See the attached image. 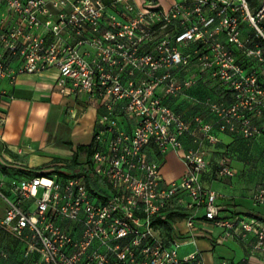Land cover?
<instances>
[{
  "label": "built area",
  "instance_id": "obj_1",
  "mask_svg": "<svg viewBox=\"0 0 264 264\" xmlns=\"http://www.w3.org/2000/svg\"><path fill=\"white\" fill-rule=\"evenodd\" d=\"M49 70L55 92L101 109L94 190L83 171L0 179V233L17 249L0 248V264H205L178 251L200 224L264 254V220L221 217L220 195L201 181L214 131L264 138V0L257 10L247 0H0V100L2 83ZM199 85L217 94L194 101L212 119L186 120L169 104ZM169 153L185 166L174 181L161 171ZM216 174L235 172L222 159ZM251 201L264 207V181Z\"/></svg>",
  "mask_w": 264,
  "mask_h": 264
},
{
  "label": "crops",
  "instance_id": "obj_2",
  "mask_svg": "<svg viewBox=\"0 0 264 264\" xmlns=\"http://www.w3.org/2000/svg\"><path fill=\"white\" fill-rule=\"evenodd\" d=\"M56 76L55 70H49L39 76H20L14 85L2 83V88L12 98L4 96L0 100V119L2 114L5 116L4 123L0 125V179L11 177V174L18 169L30 170L34 167L63 165V162L55 160L68 161L76 146L88 145L91 142L94 124L101 109L96 102L85 97L77 99L55 92L53 85ZM207 97L216 99L217 94L199 85L187 90L180 98L172 100L171 104L177 106L178 113L186 120L199 114L206 117L207 120H211L212 116L207 109L194 103L195 100ZM10 113L14 115L12 118L15 123L6 127ZM72 114L75 115L73 118ZM22 117L28 121L27 127L21 128L19 125L18 122ZM59 125H65L64 134L58 132ZM50 132L57 135L58 146H55L50 152L39 149L34 151L32 147L37 134L42 146L45 147ZM215 134L218 142L212 146L208 145L206 149H217L219 154L215 156L219 158L223 151L222 148L232 143L234 139L233 135L227 133L215 131ZM84 135H87L86 142L80 141ZM258 139H254V141H258ZM251 153L249 152V157ZM237 155L242 158L245 153L241 150L237 152ZM218 160L212 162L211 159L207 169L201 175V181L205 187L220 195L218 204L221 207V217H228L236 213L264 216V207H256L251 201V194L257 186L251 188L246 182L236 177L239 170L236 171L234 167L232 168L235 175L232 178L218 177L216 174ZM237 161L240 162V160ZM168 162L171 167L175 168V171L169 170L167 176H164L162 172V175L166 181L177 180L183 175L185 166L176 154L169 153L163 159L161 171ZM5 208V201L0 197V218L3 217ZM173 221L176 222L177 227L181 226V229L178 227L181 232H186L180 218L173 219ZM198 226L200 233L195 236L184 235L178 251H182L183 247H187L190 252L198 251L205 264H216L221 261H225L227 264H264V254L251 253L241 242L224 239L221 230L210 224ZM205 234H210L212 237L208 238ZM217 239H222V243L217 242Z\"/></svg>",
  "mask_w": 264,
  "mask_h": 264
},
{
  "label": "rangeland",
  "instance_id": "obj_3",
  "mask_svg": "<svg viewBox=\"0 0 264 264\" xmlns=\"http://www.w3.org/2000/svg\"><path fill=\"white\" fill-rule=\"evenodd\" d=\"M134 1L137 4V6H139V7L147 6L150 3L151 4H160L163 7H168L170 2H171V0H134ZM261 1H263V0H247L248 4L252 10H257L260 7ZM244 33L245 34H251V29L246 28L244 30ZM13 116L14 115L12 113L9 114V120H8V123L6 124V127H8L9 124L15 123L13 118H12ZM18 123L21 126V128H24V127H27L28 121H26L25 117H22V119ZM64 126L65 125H59L58 126V132L60 134L65 133L66 128ZM49 127L51 129L52 126L50 125ZM54 128H55V126H54ZM49 135L50 136L47 140L46 146L43 147L41 141L38 139V134H37V136L35 137V140H34L33 147H32L34 149V151L39 149V150H43L45 152L46 151L50 152V150L53 151L55 146H58L59 143H58V141H56L57 135H54L52 132H50ZM92 137H93V134H92ZM92 137H91V140H92ZM80 141L86 142L87 141V135H84ZM250 142H252L251 143L252 147L250 148V152H252V153H251L250 157H248V158H245V157L241 158L240 157V159H239L240 162L234 161V162H232V164H230V166L234 167L236 169V171L239 170L237 172L238 174L236 177H238L242 181L246 182L248 185H250L251 188H254L264 181V138L261 137L258 139V141L252 140ZM249 144H250L249 142H241L240 144H236V146L234 147V149L232 151H234V153L237 154V152L244 149V147L248 148ZM206 151H207L206 155H207V159H208L209 163L211 162V159H212V162L214 160L219 159L218 163H216V165L218 166L222 160L221 159L222 157L219 156V158H218V156H215V155H218L219 151H217V149H215V150H207L206 149ZM244 153H245V151H244ZM79 161L84 162L85 160L80 158ZM63 164H65V165L61 167L62 170L66 169L69 173H76L80 170L79 165H76L75 167L73 166L72 167L73 169H69L68 167H69L70 161H68V162L63 161ZM26 165L29 166V164H26ZM244 167H245V171H244ZM34 169H39V167L31 168V170H34ZM55 169H57V168H55ZM84 169L86 170L87 167L82 166L80 171H84ZM169 170L175 171V168L173 166L171 167V165H169V162H168L163 167L162 172H163L164 176H167V173ZM9 179H11V177L6 178V180H9ZM39 195H40V192H39L38 196ZM178 227L181 229V226H178ZM188 253H190V251L188 250L187 247H183L182 251H179L180 255H186Z\"/></svg>",
  "mask_w": 264,
  "mask_h": 264
},
{
  "label": "trees",
  "instance_id": "obj_4",
  "mask_svg": "<svg viewBox=\"0 0 264 264\" xmlns=\"http://www.w3.org/2000/svg\"><path fill=\"white\" fill-rule=\"evenodd\" d=\"M172 101L170 102V106L171 108L176 111V112H179V109L177 108L176 105L174 104H171ZM202 106L201 104H198V106ZM203 108V107H202ZM101 114V111L99 113V115ZM98 115V116H99ZM199 116H201L205 121H208L206 119V117H204L203 115L199 114ZM215 134V131L213 132ZM216 135V134H215ZM234 141L228 145H226L224 148H222V152H221V159H225L227 164L230 165L232 163V161H237L240 159L241 156L237 155L234 153V151H232L234 149V147L236 146V144H240L241 142H249L250 144L248 145V148L244 147V149H242V152L245 151V158H248L249 157V152H250V148L252 147L250 141L254 140H246V139H243L239 136H232ZM261 138V137H259ZM263 138V137H262ZM247 146V145H246ZM97 144L95 143L94 141V137H92V140L91 142L88 144V145H78L76 146L73 154H72V157L70 160V164H69V169H73L72 167L76 166V165H79V169L81 170L82 166H86L87 169L83 172H85V177H86V181H87V184L88 186L91 188V190H94L93 186L95 185V178L92 176V173L89 171V160H90V157L92 155V153L97 149ZM241 151V150H240ZM83 159L85 160L84 162L82 161H79V159ZM56 162H63V161H66V160H55ZM66 161V162H68ZM82 163V164H81ZM65 164L63 165H60V166H56V167H53V166H42L40 167L39 169H34V170H28L26 171L25 169H18L16 172H14L13 174H11V178H18V177H24V176H30V175H35V174H39L38 171L42 170V169H51L47 175H63V176H67L69 174H78L80 173V170L76 173H69L66 169H63L62 170V166H64ZM57 168V169H55ZM171 217V216H170ZM256 218H261L262 220H264V216L262 217H259V216H254ZM167 230H169L168 227H166ZM0 248L1 249H5L7 250L9 253H15L17 252V249H16V245H15V242H13V240H11L9 237L5 236L4 234H1L0 233Z\"/></svg>",
  "mask_w": 264,
  "mask_h": 264
}]
</instances>
